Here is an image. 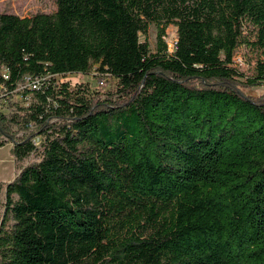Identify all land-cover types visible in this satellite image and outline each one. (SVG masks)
<instances>
[{
	"label": "trees",
	"instance_id": "obj_1",
	"mask_svg": "<svg viewBox=\"0 0 264 264\" xmlns=\"http://www.w3.org/2000/svg\"><path fill=\"white\" fill-rule=\"evenodd\" d=\"M94 71L115 90L55 82ZM263 83L264 0L0 13V148L36 157L0 185V264H264Z\"/></svg>",
	"mask_w": 264,
	"mask_h": 264
},
{
	"label": "rangeland",
	"instance_id": "obj_2",
	"mask_svg": "<svg viewBox=\"0 0 264 264\" xmlns=\"http://www.w3.org/2000/svg\"><path fill=\"white\" fill-rule=\"evenodd\" d=\"M56 11V0H0V13L13 14L21 18L30 17L38 13L50 14ZM245 33L249 38H251L252 33L248 27L245 28ZM156 31L153 26L149 27L146 37L140 35L139 40L143 42L144 40L148 43L149 47L153 49L155 47L156 40ZM176 41V28L170 26L166 29L165 32V42L169 49L172 48L174 42ZM234 59L236 64L234 67L243 74L245 77L252 75V66L253 63L257 60H261L263 55L257 51L250 50L246 47L240 46L236 49L234 53ZM55 82L58 85L63 83H68L69 88H75L79 85L86 84L90 90L95 88V80L91 77L83 76H68L61 78L59 80L55 79ZM107 85L101 87L102 90L99 92H106L115 90L114 81L106 82ZM264 91V83L255 88L248 89L245 91L247 95L256 97ZM21 100L20 98H16ZM6 104L1 99L0 100V110L4 113L7 112ZM41 142L40 138H35V144L39 146ZM11 146H3L0 148V185L3 187L8 182L12 181L13 178L18 174L21 166L26 165L27 163L36 160L35 156H31L29 159H25L21 162H17L13 158ZM3 202H4V193H0V218L3 212Z\"/></svg>",
	"mask_w": 264,
	"mask_h": 264
},
{
	"label": "built area",
	"instance_id": "obj_3",
	"mask_svg": "<svg viewBox=\"0 0 264 264\" xmlns=\"http://www.w3.org/2000/svg\"><path fill=\"white\" fill-rule=\"evenodd\" d=\"M173 47H174V44H173L171 49L168 48L169 51H171L173 49ZM234 58H233V65L236 64V61L238 62V60H235ZM83 77H88V76H83ZM89 77H91L95 80V89L98 91L102 90L101 87L106 86L107 85L106 82H108V81L113 80L114 84L116 83L115 80L110 75H108V74L98 75V73L95 71L91 72L89 74ZM39 85H40V82L37 80V81L29 82L28 84H26V87L31 90V89H37L39 87ZM115 86H116V84H115ZM104 91H107V90H104Z\"/></svg>",
	"mask_w": 264,
	"mask_h": 264
},
{
	"label": "crops",
	"instance_id": "obj_4",
	"mask_svg": "<svg viewBox=\"0 0 264 264\" xmlns=\"http://www.w3.org/2000/svg\"><path fill=\"white\" fill-rule=\"evenodd\" d=\"M8 146H10V145H8ZM14 158V157H13Z\"/></svg>",
	"mask_w": 264,
	"mask_h": 264
}]
</instances>
